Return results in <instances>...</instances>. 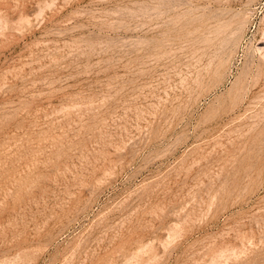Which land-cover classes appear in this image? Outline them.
<instances>
[{
	"label": "rangeland",
	"instance_id": "rangeland-1",
	"mask_svg": "<svg viewBox=\"0 0 264 264\" xmlns=\"http://www.w3.org/2000/svg\"><path fill=\"white\" fill-rule=\"evenodd\" d=\"M263 15L0 0V264H264Z\"/></svg>",
	"mask_w": 264,
	"mask_h": 264
},
{
	"label": "bare ground",
	"instance_id": "bare-ground-1",
	"mask_svg": "<svg viewBox=\"0 0 264 264\" xmlns=\"http://www.w3.org/2000/svg\"><path fill=\"white\" fill-rule=\"evenodd\" d=\"M37 1V0H36ZM34 2V1H33ZM18 4V3H17ZM46 4V3H45ZM4 5V4H3ZM22 5V4H21ZM50 6H51V4H50ZM15 9V8H14ZM20 9V8H19ZM51 9H53V8H51ZM157 9V8H156ZM191 9V8H190ZM155 10V9H154ZM12 11V10H11ZM163 11V10H162ZM23 12V11H22ZM133 12V11H132ZM142 12V11H141ZM145 12V11H144ZM150 12H151V10H150ZM149 12V13H150ZM161 14V13H160ZM158 16V15H157ZM151 17V16H150ZM263 17H264V15H263ZM160 18V17H159ZM245 18V17H244ZM237 19V18H236ZM19 20V19H18ZM23 21H24V19H22ZM235 20V19H234ZM162 21V20H161ZM16 22V21H15ZM21 23V22H20ZM171 23V22H170ZM12 25V24H11ZM21 25V24H20ZM238 26V25H237ZM236 26V27H237ZM243 26V23H242V25H241V27ZM8 27V26H7ZM14 27V26H13ZM153 27V26H152ZM158 27V26H157ZM240 29V28H239ZM235 31V30H234ZM264 32V31H263ZM262 32V33H263ZM230 34V33H229ZM229 34H227V35H229ZM211 35V34H210ZM262 35V34H261ZM208 36V35H207ZM231 37V36H230ZM263 39V38H262ZM226 42V41H225ZM223 44V43H222ZM260 46L258 47V49H257V51H259V53L261 54V56H263L264 57V40H262V41H260ZM1 45V44H0ZM221 45V44H220ZM179 46V45H178ZM223 46V45H222ZM221 47V46H220ZM256 47V46H255ZM215 53V52H214ZM52 57H53V55H52ZM214 57V56H213ZM229 58V57H228ZM50 60V59H49ZM52 60H53V58H52ZM208 64V63H207ZM28 65V64H27ZM50 65V64H49ZM28 67V66H27ZM8 69V68H7ZM255 69V68H254ZM202 70V69H201ZM11 71V70H10ZM14 71V70H13ZM20 72V71H19ZM167 72V71H166ZM7 73V72H6ZM11 74V73H10ZM53 76V75H52ZM45 77V76H44ZM247 77V76H246ZM2 78H4V76L2 77ZM11 78V77H10ZM16 78V77H15ZM21 78V77H20ZM203 79V78H202ZM44 80V79H43ZM179 81V80H178ZM202 81V80H201ZM41 82V81H40ZM111 82V81H110ZM39 83V82H38ZM37 83V84H38ZM113 83V82H112ZM179 83V82H178ZM167 84V83H166ZM180 84V83H179ZM209 84V83H208ZM243 84V83H242ZM31 85H32V83H31ZM205 85V84H204ZM170 86V85H169ZM2 87V86H1ZM30 87V86H29ZM33 87H34V85H33ZM47 87V86H46ZM112 87V86H111ZM151 87V86H150ZM28 88V87H27ZM49 88V87H48ZM148 88V87H147ZM154 88V87H153ZM200 88V87H199ZM246 89V88H245ZM196 90V89H195ZM110 91V90H109ZM249 91V90H248ZM51 92V91H50ZM193 92V91H192ZM203 92H204V90H203ZM52 94V93H51ZM51 94H50V96H51ZM56 94V93H55ZM20 95V94H19ZM49 95V94H48ZM163 95H165V94H163ZM45 96H47V95H45ZM248 96V95H247ZM150 97V96H149ZM40 98V97H39ZM167 98V97H166ZM188 98V97H187ZM144 99H146V98H144ZM263 99V98H262ZM24 101V100H23ZM27 101V100H26ZM188 101V100H187ZM25 102V101H24ZM263 102H264V100H263ZM163 103V102H162ZM19 104V103H18ZM80 104V103H79ZM262 104V103H261ZM23 105V104H22ZM72 105V104H71ZM246 105V104H245ZM30 106V105H29ZM147 106V105H146ZM159 106V105H158ZM256 106V105H255ZM262 106V105H261ZM22 107V106H21ZM28 107V106H27ZM31 107V106H30ZM141 107V106H140ZM45 108V107H44ZM124 109V108H123ZM138 109V108H137ZM262 109V108H261ZM260 109V110H261ZM35 110H37V109H35ZM263 110V109H262ZM16 112V111H15ZM50 112V111H49ZM54 112V111H53ZM259 112H261V111H259ZM129 113V112H128ZM263 113V112H262ZM22 114V113H21ZM27 116V115H26ZM142 116V115H141ZM238 116V115H237ZM33 117H35V116H33ZM8 119V118H7ZM69 121V120H68ZM252 121V120H251ZM261 121V120H260ZM152 122V121H151ZM236 122V121H235ZM66 124V123H65ZM80 125V124H79ZM74 126V125H73ZM239 127V126H238ZM242 130V129H241ZM11 131V130H10ZM20 131V130H19ZM78 131V130H77ZM83 131V130H82ZM124 131V130H123ZM252 131V130H251ZM17 132V131H16ZM103 132H104V130H103ZM230 132H232V131H230ZM230 132H228V133H230ZM53 133V132H52ZM120 133V132H119ZM69 134V133H68ZM224 135H226V134H224ZM41 136V135H40ZM223 136V135H222ZM22 137V136H21ZM228 137V136H227ZM255 137V136H254ZM82 138V137H81ZM239 138V137H238ZM72 139V138H71ZM119 139V138H118ZM234 139V138H233ZM88 140V139H87ZM105 140V139H104ZM231 141V140H230ZM102 142V141H101ZM212 142V141H211ZM223 143V142H222ZM221 143V144H222ZM45 144V143H44ZM226 144V143H225ZM235 144V143H234ZM4 145V144H3ZM127 145V144H126ZM256 145V144H255ZM37 148V147H36ZM245 148V147H244ZM15 149V148H14ZM224 150V149H223ZM69 151V150H68ZM114 151V150H113ZM225 151V150H224ZM67 152V151H66ZM235 152V151H234ZM201 153V152H200ZM209 153V152H208ZM59 154V153H58ZM89 155V154H88ZM231 155V154H230ZM225 156V155H224ZM232 157H234V155H231ZM220 157H223V156H221L220 155ZM230 157V156H229ZM77 158V157H76ZM219 158V157H218ZM217 158V159H218ZM55 159V158H54ZM217 159H215V160H217ZM228 159V158H227ZM60 160V159H59ZM219 160V159H218ZM223 160V159H222ZM226 160V159H225ZM77 161V160H76ZM229 161V160H228ZM71 162V161H70ZM219 162V161H218ZM230 162V161H229ZM47 163V162H46ZM222 163V162H221ZM29 164V163H28ZM223 164V163H222ZM219 165H221V164H218V166ZM35 166V165H34ZM113 166V165H112ZM216 166V165H215ZM64 167V166H63ZM45 168V167H44ZM22 172V171H21ZM61 172V171H60ZM74 177V176H73ZM80 178V177H79ZM217 178V177H216ZM215 178V179H216ZM220 178V177H219ZM85 179V178H84ZM214 179V180H215ZM213 179H212V181H214ZM40 181V180H39ZM216 181H219V179L217 180L216 179ZM51 182V181H50ZM221 182V181H220ZM17 183V182H16ZM67 183V182H66ZM9 184V183H8ZM218 184V183H217ZM21 185V184H20ZM68 185V184H67ZM199 185V184H198ZM71 186V185H70ZM244 190V189H243ZM262 190V189H261ZM221 191V190H220ZM200 192V191H199ZM242 192V191H241ZM3 195H4V193H3ZM208 195V194H207ZM56 196V195H55ZM41 199V198H40ZM214 199V198H213ZM261 199V198H260ZM51 200V199H50ZM56 200V199H55ZM46 201V200H45ZM80 206H82V205H80ZM25 207V206H24ZM23 208V207H22ZM62 210V209H61ZM64 211V210H63ZM54 219V218H53ZM65 219V218H64ZM48 220V219H47ZM57 221V220H56ZM235 227V226H234ZM18 229V228H17ZM26 229V228H25ZM58 229V228H57ZM4 235V234H3ZM243 240V239H242ZM4 241V240H3ZM219 241V240H218ZM241 245V244H240Z\"/></svg>",
	"mask_w": 264,
	"mask_h": 264
}]
</instances>
